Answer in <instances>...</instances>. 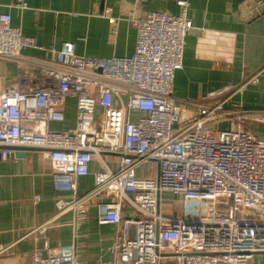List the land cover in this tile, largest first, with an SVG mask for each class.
<instances>
[{
    "label": "built area",
    "instance_id": "2783aa9c",
    "mask_svg": "<svg viewBox=\"0 0 264 264\" xmlns=\"http://www.w3.org/2000/svg\"><path fill=\"white\" fill-rule=\"evenodd\" d=\"M256 1L264 14V0ZM181 6L177 17L163 11L136 19L134 54L110 59L79 56L73 43L50 58L27 56L36 42L0 13V59L20 69L7 89L0 80L1 159L18 161L21 148L44 150L58 194L55 217L71 212L77 224L96 207L98 223L114 228L112 259L90 264H161L166 255L177 264H250L264 253V132L248 126L264 125V112L233 100L241 85L208 93L193 109L177 103L174 82L193 28ZM14 7L28 5L15 0ZM70 99L75 128L52 130L65 123ZM94 161L101 171L79 194ZM144 164L147 176L139 174ZM166 193L181 200V213L168 209ZM52 222L34 230L45 244L26 264H87L75 246H50ZM8 250L0 247V255Z\"/></svg>",
    "mask_w": 264,
    "mask_h": 264
},
{
    "label": "crops",
    "instance_id": "0c3cea01",
    "mask_svg": "<svg viewBox=\"0 0 264 264\" xmlns=\"http://www.w3.org/2000/svg\"><path fill=\"white\" fill-rule=\"evenodd\" d=\"M14 1L0 0V13L9 14L12 26L34 39L37 47L24 54L38 59L50 58L52 50H60L64 43H73L79 56L130 57L137 44L136 19L163 11L177 17L185 3L193 28L186 37L183 69L174 82L177 103L193 109L202 96L241 85L233 100L248 111L264 112V14L257 13L256 0H25L26 9L14 7ZM107 11L117 21L115 32ZM19 76L15 63L0 59L2 89L16 84ZM253 77L256 81H249ZM65 108V123L51 124L52 130L75 128V101H67ZM248 126L258 135L264 132V125L250 122ZM90 170L79 181V194L93 187V174L101 166L94 161ZM51 175V163L42 149L29 148L18 161L0 156V247L9 248L0 255V264H26L45 244L34 230L52 219L45 231L52 248L75 246L81 263L110 261L114 228L98 223L96 207L77 224L71 212L56 218L58 194ZM170 196L163 195L165 204ZM161 264L177 262L165 257ZM250 264H264V253L255 255Z\"/></svg>",
    "mask_w": 264,
    "mask_h": 264
},
{
    "label": "rangeland",
    "instance_id": "374dc122",
    "mask_svg": "<svg viewBox=\"0 0 264 264\" xmlns=\"http://www.w3.org/2000/svg\"><path fill=\"white\" fill-rule=\"evenodd\" d=\"M147 171H148V165H142V167L139 170V174H143L141 176H147ZM145 173V174H144ZM166 202L168 203V209L172 212V214L174 212L176 213H181L182 212V202L181 200H179L177 197L174 196H170L168 198V200H166Z\"/></svg>",
    "mask_w": 264,
    "mask_h": 264
},
{
    "label": "water",
    "instance_id": "95a60500",
    "mask_svg": "<svg viewBox=\"0 0 264 264\" xmlns=\"http://www.w3.org/2000/svg\"><path fill=\"white\" fill-rule=\"evenodd\" d=\"M11 150H13V148H10ZM29 148H21L19 149V151L15 154V157L18 159H22L25 157V152L28 151ZM11 157H13V155H11ZM166 257H172V255H166Z\"/></svg>",
    "mask_w": 264,
    "mask_h": 264
}]
</instances>
